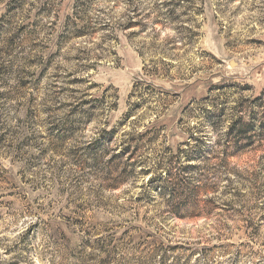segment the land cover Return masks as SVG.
Here are the masks:
<instances>
[{"label": "rangeland", "instance_id": "obj_1", "mask_svg": "<svg viewBox=\"0 0 264 264\" xmlns=\"http://www.w3.org/2000/svg\"><path fill=\"white\" fill-rule=\"evenodd\" d=\"M263 128L264 0H0V264H264Z\"/></svg>", "mask_w": 264, "mask_h": 264}, {"label": "trees", "instance_id": "obj_2", "mask_svg": "<svg viewBox=\"0 0 264 264\" xmlns=\"http://www.w3.org/2000/svg\"><path fill=\"white\" fill-rule=\"evenodd\" d=\"M78 31H80V30H78ZM236 131L238 132V135L239 134H242L243 133V129L242 128H237L236 126H234V127H232L231 129H230V131H229V133L226 135V136H230V135H232L233 133H236ZM263 131H264V128H263ZM262 135H264V132H263V134ZM230 140H231V138H230ZM246 146V145H245ZM245 146H240L238 149H239V151H243L244 150V148H245ZM243 149V150H242ZM226 156H228L227 154H226ZM194 157H197L196 155H191V156H187L186 157V160H190V158H194ZM201 157V156H200ZM204 157V156H203ZM181 171H183V173L182 174H186L187 172H186V170H185V168H184V170L183 169H181ZM183 182V178H180V181H179V183L177 184V185H179V186H177L178 188L180 187V188H184V184L182 183ZM198 188V187H197ZM196 191H190V192H188V195L186 194L185 195V198H188V197H192L193 198V196H190V195H192V194H194ZM168 195H170L169 193H168ZM194 199V198H193ZM196 202L198 203V201L196 200ZM194 204H195V201L193 202ZM197 207V206H196ZM177 209H175L174 211L175 212H177L178 211V207H176ZM180 209V208H179ZM175 212H173V213H175ZM176 249H178V247L176 246V247H171V251H175ZM194 253H196V252H194ZM154 256L155 255H160V258H162V261H161V263H163V262H165L166 261V257H168V256H165V255H167V250H166V248H164L163 246H161V245H158V248L157 249H155V251H154V254H153Z\"/></svg>", "mask_w": 264, "mask_h": 264}]
</instances>
